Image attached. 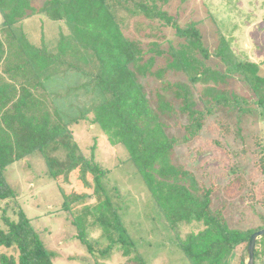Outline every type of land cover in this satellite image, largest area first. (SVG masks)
I'll return each mask as SVG.
<instances>
[{"label":"trees","instance_id":"obj_1","mask_svg":"<svg viewBox=\"0 0 264 264\" xmlns=\"http://www.w3.org/2000/svg\"><path fill=\"white\" fill-rule=\"evenodd\" d=\"M35 1L0 0V200L17 195L5 176L8 167L39 151L48 175L59 184L73 174L87 188L94 182L97 204L85 206L73 220L88 249L94 253L101 241L88 242L85 229L99 224L108 242L101 249L104 254L122 247L129 256L135 244L103 184L107 171L87 158L73 137L71 125L90 119L111 144L126 147L169 222L203 223L199 233L180 243L192 263L228 264L232 251L244 242L248 247L251 234L264 228H232L224 216L226 206L236 201L264 208V142H258L250 173L245 175L236 162L222 187L200 181L180 161L177 149L192 145L210 119L224 135L231 129L223 121L229 125L232 120L240 135L243 122L257 108L226 89L234 75L254 92L264 118L259 65L238 60L220 33L212 54L202 24L213 16L182 21V7L173 13L172 0ZM36 14L71 24L70 35L60 30L56 50L48 45L42 26L39 44L29 40L23 23ZM131 19L135 33L128 34ZM212 55L224 70L208 63ZM64 196L69 210L88 195L74 190ZM261 208L257 212L264 221ZM4 210L0 264H55L24 210L18 209L16 220ZM261 255L256 247L255 258Z\"/></svg>","mask_w":264,"mask_h":264},{"label":"rangeland","instance_id":"obj_2","mask_svg":"<svg viewBox=\"0 0 264 264\" xmlns=\"http://www.w3.org/2000/svg\"><path fill=\"white\" fill-rule=\"evenodd\" d=\"M39 1L41 0H36L35 4ZM170 7L173 13L182 7L179 12L182 21L203 18L210 13L214 20L207 18L202 29L205 44L211 53L213 54L220 33L229 40L238 60L259 61V73L264 76V0H172ZM133 21L131 19L127 23L128 34L135 33ZM41 26L44 27L46 40L52 50H56L60 30L65 35L72 33L68 20L52 21L49 17L36 14L23 23L29 40L36 45L39 44ZM208 63L218 65L224 70L220 59L214 55ZM151 85L157 86L158 82L151 80ZM225 87L254 103L253 106L258 110L249 114L248 119L243 122L240 135L236 133L232 120L229 125L227 121H223L225 128L231 129L230 135H224L216 128L217 122L210 119L202 135L192 145L178 147L180 161L193 169L198 179L207 186H224L230 179L228 171L233 170L236 162L241 165L242 172L248 175L259 150L258 142H264V118L255 103L254 92L235 75ZM80 102L84 103L82 99ZM89 105L88 103L87 106ZM71 128L81 152L107 171L103 184L112 205L118 206L122 225L128 239L135 244V249L130 251L129 256L123 255L122 247L104 254L101 249L108 242L103 227L99 224L87 226L85 229L88 242L101 241L98 247H93L94 253L88 249L87 244L80 239L79 229L73 220L85 206L97 204L93 193L94 182L90 181L91 188H87L73 174L70 181H61L59 184L48 175L47 163L39 151L8 167L5 176L17 195L15 198L0 200V226H5L2 218L5 207L6 215L15 220L18 218L15 216L18 209H23L47 249L52 252L55 264H193L180 243L186 241L189 235L199 233L204 228L203 223L196 220L176 224L169 222L137 167L130 160L124 145L111 144L106 133L90 119L73 124ZM74 190L88 196L74 202L67 210L64 208L67 198L64 193L70 196ZM222 199L223 196L220 197ZM250 204L236 201L235 204L227 205L224 216L228 225L242 230L263 226L264 221L257 212L261 207L255 202ZM261 211L264 213V208ZM172 224L174 226L171 227ZM246 246V242L238 245L229 256L228 264L245 262ZM256 247L262 255L255 258V264H264V237Z\"/></svg>","mask_w":264,"mask_h":264},{"label":"water","instance_id":"obj_3","mask_svg":"<svg viewBox=\"0 0 264 264\" xmlns=\"http://www.w3.org/2000/svg\"><path fill=\"white\" fill-rule=\"evenodd\" d=\"M264 236V228H261L251 234L247 247V256L245 264H255V249L257 240Z\"/></svg>","mask_w":264,"mask_h":264},{"label":"crops","instance_id":"obj_4","mask_svg":"<svg viewBox=\"0 0 264 264\" xmlns=\"http://www.w3.org/2000/svg\"><path fill=\"white\" fill-rule=\"evenodd\" d=\"M256 57H259V56H257V54H256ZM253 62L256 63V64L259 63V61L254 60V59H253Z\"/></svg>","mask_w":264,"mask_h":264}]
</instances>
